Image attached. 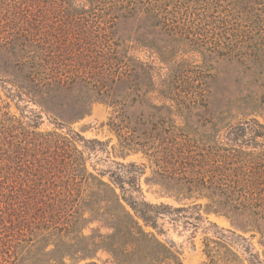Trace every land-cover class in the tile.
Returning <instances> with one entry per match:
<instances>
[{"label": "trees", "instance_id": "trees-1", "mask_svg": "<svg viewBox=\"0 0 264 264\" xmlns=\"http://www.w3.org/2000/svg\"><path fill=\"white\" fill-rule=\"evenodd\" d=\"M23 1L30 4L34 0ZM81 1L83 5L72 7V19L76 23L85 22V33L96 42L63 53L56 51L53 43L40 40L30 41L28 44L37 50L28 52L29 45L24 40L17 45L19 52L13 56L17 57L16 67L27 73L15 86L29 98L39 96L52 107L75 91L108 97V102L100 99L85 105L101 101L114 109L110 125L122 133L121 156L145 153L155 168L154 174L161 180L158 184L161 194L179 206L121 199L111 184L102 180V174L93 175L82 167L79 163L82 157L73 137L21 133V123L4 113L0 116V196L11 190L15 199L0 201V264H66L65 260L72 258L91 260L99 251L106 252L114 264H181L177 254L145 228L157 229L159 219L189 210L221 213L239 231L258 233L264 239V123L258 120L264 118V0ZM40 2L50 3L54 8L68 6L66 0ZM205 19H212V77L232 74L245 80L246 95L228 101L226 108L218 112L223 119L239 120L236 126H227L234 141L248 137L251 148L260 149V153L252 151L241 159L239 154L244 152L238 149L240 146L235 143L231 147L233 154L228 162L244 167L241 178H227L220 167L221 160L216 161L212 171L204 165L194 167L186 153H182L177 163L171 151L164 153L155 137L129 140L130 123L119 120L127 104L125 97L115 99L117 89L125 86L139 92L142 78L147 93L155 94L160 100L152 103L148 102L150 98L140 99L148 102L149 110L157 115L162 112L181 117L192 115L197 101L178 98L174 91L177 90V68L183 65L178 57L186 53L205 57L206 43L196 39L205 30L202 28ZM127 27L142 33L137 37L123 35L121 32H128ZM21 32L17 36H22ZM9 34L10 30L0 25V50L13 49L20 40L4 36ZM139 50H145L150 61L129 56L131 51ZM221 64L225 67L223 71L218 68ZM124 132L128 133L123 137ZM189 173L194 177L188 176ZM200 174L211 176L206 179ZM22 176H60L74 182L83 181L88 188L94 186L95 191H89L85 198L71 205L74 216L70 224L50 229L44 224L48 230L40 235L42 228L28 213L41 205L21 203L15 197L21 188L8 182ZM113 181L120 186V177ZM200 200L208 203L202 206L198 204ZM7 213L11 216L9 221L2 217ZM42 220L45 223L43 217ZM96 222L109 233L92 230L90 235H83V229ZM225 232L204 238L208 264H264L248 247L244 252L252 260L243 258L229 243L235 233ZM52 239L53 249L48 250ZM40 240L47 243L41 245Z\"/></svg>", "mask_w": 264, "mask_h": 264}, {"label": "rangeland", "instance_id": "rangeland-1", "mask_svg": "<svg viewBox=\"0 0 264 264\" xmlns=\"http://www.w3.org/2000/svg\"><path fill=\"white\" fill-rule=\"evenodd\" d=\"M68 6L62 4L53 7L52 4L34 0L25 3L23 0H0V25L10 30V38H18L13 49L0 50V116L9 113L21 123L23 132L56 133L58 135L74 138V146L80 152L82 161L79 162L89 173L103 176L102 180L111 184L121 199L129 201L145 200L153 204L165 203L171 207H178L172 199L161 194L158 185L161 180L154 174V166L142 151L128 153L122 157L120 143L122 133L114 129L110 123L115 116L114 109L104 102L108 97H99L95 92H72L66 100H61L59 105L48 106L39 96L29 98L25 91H18L16 84L18 79L26 76L25 69L20 70L15 65L19 52L18 44L24 40L29 45L26 50H37L36 46L28 44L30 41H42L53 43L56 51L80 50L85 43H94L84 31L85 22H75L72 19V7L83 5L81 0H66ZM27 13V14H26ZM204 30L198 41H205V57L198 53H186L179 55V61L183 65L177 70L176 97L183 100L193 99L198 106L194 108L192 115H169L165 112L155 114L147 107L148 102L159 103L155 94L147 93L145 80L139 83V92L130 90L125 86L117 89L114 96L120 100L125 97L126 108L120 114L119 120L124 124L129 122V137L134 141L146 140L155 137L164 151H170L177 163L181 160L182 153L188 155V159L197 169L204 165L207 170H213L216 161L221 160L223 173L227 178L240 177V171L244 167L228 162L233 154L231 147L237 143L244 153L239 154L244 159L246 153H260V149L251 148L249 138L235 140L230 136L227 126H236L238 119H223L218 115L220 110L226 108L228 101L246 95L244 78L232 74H222L217 79L213 78L212 70V19L203 21ZM19 29H25L21 32ZM128 32L123 35L137 37L142 30L136 32V28L127 27ZM13 31V32H12ZM23 33L17 36V33ZM144 33V32H143ZM97 50V49H95ZM61 53V54H63ZM95 53V52H94ZM97 59V55L93 54ZM131 58L137 57L140 61H150L145 50L131 51ZM220 70H225L221 64ZM213 94V99H212ZM147 95V96H145ZM148 102H142L147 101ZM153 98V99H151ZM86 106L85 103L100 100ZM142 101H141V100ZM34 101H38L39 104ZM169 104V103H168ZM264 123V118H258ZM231 123V124H230ZM24 127V128H23ZM128 132L123 133V137ZM253 147V146H252ZM236 153L235 155H237ZM173 163V162H171ZM172 167V166H171ZM243 173V172H242ZM188 176L194 177L189 173ZM200 177L208 179V175L200 174ZM120 177V186L113 179ZM210 179V178H209ZM11 186L20 187L17 199L23 204L35 202L40 208H33L28 216L38 222L40 235L44 234L47 227H66L73 220L74 211L71 205H75L85 198L89 191H95V187L88 188L83 181H70L57 177H31L22 176L18 180L8 181ZM12 182V183H11ZM0 201L9 202L13 198L11 190H7ZM187 203V202H184ZM207 200H200L198 204L206 205ZM127 209H129L127 207ZM219 211V209H216ZM87 213L85 217H87ZM5 221L11 219L10 214H2ZM42 217L45 219L43 223ZM236 224V223H235ZM92 230L100 233H109L101 223H93L85 227L83 235H90ZM152 232L157 239L171 248L180 259L181 264H208V258L204 249V238L213 237L218 233L232 231L235 236H230L229 243L245 259H251L244 252L248 247L251 253L258 255L259 260L264 261V239L258 233H243L237 229L223 214L207 213L205 209L189 210L186 213L174 214L157 221V229L145 228ZM238 236L242 237L241 240ZM47 240H40L45 245ZM48 243V250L53 249V239ZM66 264H114L112 258L104 251H99L91 260L78 261L66 259Z\"/></svg>", "mask_w": 264, "mask_h": 264}]
</instances>
